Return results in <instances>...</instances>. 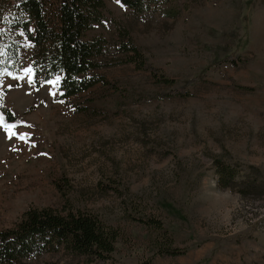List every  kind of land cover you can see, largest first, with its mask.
<instances>
[{"label":"rangeland","instance_id":"1","mask_svg":"<svg viewBox=\"0 0 264 264\" xmlns=\"http://www.w3.org/2000/svg\"><path fill=\"white\" fill-rule=\"evenodd\" d=\"M104 1L86 39L111 49L87 75L106 82L81 93L65 96L62 76L38 87L34 46L15 32L17 68L0 74V109L17 117L0 112V230L30 207L82 210L118 232L110 264H264V187L243 197L214 168L223 158L264 183V0ZM122 43L173 83L128 62ZM89 262L63 249L26 260Z\"/></svg>","mask_w":264,"mask_h":264},{"label":"trees","instance_id":"2","mask_svg":"<svg viewBox=\"0 0 264 264\" xmlns=\"http://www.w3.org/2000/svg\"><path fill=\"white\" fill-rule=\"evenodd\" d=\"M122 1L134 11L144 10L145 0ZM106 10L104 0H0V74L17 68L20 44L15 32L22 30L34 46L30 61L32 77L38 87L54 76H62L60 87L68 96L81 93L99 81L106 82L103 76L87 75L107 64L111 49L102 38L86 39V32L103 21ZM123 47L129 54L128 62L136 63L162 84L173 83L159 68L144 60L138 47L122 43ZM239 60H242L239 54L227 56L218 65H237ZM0 110L8 124L17 121L12 112L3 107ZM214 168L218 185L222 189H233L243 197L264 187L255 177L253 167L243 175L234 165L215 157ZM144 221L156 229L163 226L160 220ZM118 235L89 212L30 207L14 226L0 230V264H26L31 257L60 249L90 260L88 264H110ZM187 251L159 246L155 255H182ZM151 259L144 264H151Z\"/></svg>","mask_w":264,"mask_h":264},{"label":"snow or ice","instance_id":"3","mask_svg":"<svg viewBox=\"0 0 264 264\" xmlns=\"http://www.w3.org/2000/svg\"><path fill=\"white\" fill-rule=\"evenodd\" d=\"M28 71H31L30 69Z\"/></svg>","mask_w":264,"mask_h":264}]
</instances>
